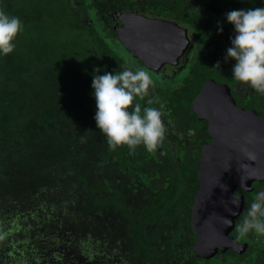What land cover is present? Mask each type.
I'll list each match as a JSON object with an SVG mask.
<instances>
[{
    "label": "trees",
    "instance_id": "obj_1",
    "mask_svg": "<svg viewBox=\"0 0 264 264\" xmlns=\"http://www.w3.org/2000/svg\"><path fill=\"white\" fill-rule=\"evenodd\" d=\"M202 1L0 0V9L24 24L14 51L0 57V264H252L256 255L264 260V249L255 245L243 255H194L189 204L198 182V149H162L164 162L158 150L143 145L133 154L126 146L114 151L93 119V69H102L99 75L135 70L119 52L118 15L133 10L196 25L194 9ZM196 77L179 88L156 86L136 102L142 108H189L199 87ZM152 160L156 166L149 174ZM110 163L128 173L131 184L152 192L133 200L135 187L111 185L102 176ZM166 167L171 186L163 181V192H155L150 182ZM261 190L264 183L256 193Z\"/></svg>",
    "mask_w": 264,
    "mask_h": 264
},
{
    "label": "water",
    "instance_id": "obj_2",
    "mask_svg": "<svg viewBox=\"0 0 264 264\" xmlns=\"http://www.w3.org/2000/svg\"><path fill=\"white\" fill-rule=\"evenodd\" d=\"M118 20L122 23L115 28L118 40L149 69L178 63L188 46L186 30L174 21L135 11H123ZM201 103L206 105L202 116L209 121L212 142L201 151L197 172L200 187L191 206L192 228L197 235L193 251L197 256L211 258L228 248L241 252L246 246L230 236L244 201V196L234 190L241 187L240 178L247 175L254 178L245 181L242 188L246 191L264 181V116L237 106L227 86L214 80L204 83L192 102L193 109L199 111ZM250 134L252 143L244 145V137ZM241 146L255 153L256 159L248 160L240 151ZM242 163L248 168L241 169ZM233 194L239 197L240 204L234 209L235 215H230ZM223 217L232 221L230 227L224 226Z\"/></svg>",
    "mask_w": 264,
    "mask_h": 264
},
{
    "label": "clouds",
    "instance_id": "obj_3",
    "mask_svg": "<svg viewBox=\"0 0 264 264\" xmlns=\"http://www.w3.org/2000/svg\"><path fill=\"white\" fill-rule=\"evenodd\" d=\"M225 21L234 29V35L229 37L231 46L224 56L225 63L229 60L235 62L232 67L233 80L264 95V7L229 11L225 13ZM23 30L24 24L18 16L0 9V57L14 51L15 40ZM217 30L223 32L219 22ZM219 66L220 62L217 61L216 68ZM101 71L100 68L93 69L91 84L96 104L93 117L96 129L104 135L107 145L114 151L126 146L133 154L138 146L143 145L146 151L155 152L166 138L163 105L142 108L136 102L148 97L150 89L154 88L151 75L141 68L133 70L131 67L97 74ZM147 104L151 105L153 101L148 99ZM81 142H84L83 136ZM250 143L252 134L244 137V145ZM240 151L248 160L256 159L255 153L246 147L241 146ZM240 168L245 170L248 165L242 163ZM250 178L254 177H241V187ZM230 203L234 207L229 213L235 215L234 209L240 204L239 197L233 194ZM223 219L225 227L232 225L231 220ZM236 232L237 239H247L250 233L257 238L264 237V190L258 191L251 199L246 214L236 226Z\"/></svg>",
    "mask_w": 264,
    "mask_h": 264
},
{
    "label": "flooded vegetation",
    "instance_id": "obj_4",
    "mask_svg": "<svg viewBox=\"0 0 264 264\" xmlns=\"http://www.w3.org/2000/svg\"><path fill=\"white\" fill-rule=\"evenodd\" d=\"M197 6H199V8L196 7L194 9L197 11V15H194L196 25L179 19L177 20L176 18L147 15L153 18H160L176 22L180 27L186 30L189 43L186 49L184 50L183 54L180 56L178 63L176 64L166 63L158 70L149 69L143 63L141 64L143 67L149 69L151 72L158 74L161 73V76L162 78H164V80L170 81L171 85H169L165 89H173L177 87L179 88V86H182L183 82L186 81L189 76L197 74L196 79H198L199 87L197 88V91L190 100L189 108L183 106H175L174 110H170L169 108H163L164 112L166 113L165 116L162 117L166 126V138L162 146H160L157 150L185 149L190 151L198 149L200 154V158L198 160L199 169L201 151L205 146L212 142V138L209 132V121L207 118L202 116L206 113L202 111L203 106L206 105L204 103H201L198 106L199 111H195L192 107V102L194 98L200 93L204 83L210 80H214L217 84L227 86L229 94L237 106L244 110H251L261 116H264V95L257 93L255 90L251 89L247 85L239 84L238 82L234 81L232 78V67L235 62L233 60H229L227 63L224 62L226 50L228 47L231 46L229 37L234 35L233 26L225 21V13L232 10L264 7V0H204L200 2V4H198ZM196 17L198 19H196ZM218 22L223 27V32H218ZM121 25L122 23L118 20L116 27ZM123 50H125L126 55L130 56V59L133 58L136 61L138 60L137 58L133 57L132 54L125 48H123ZM217 61L220 62L219 68H216ZM138 64L141 65L139 62ZM156 86L157 85H154V87ZM157 87L160 86L158 85ZM152 89L150 90L152 91ZM161 161L164 162L166 160L163 157ZM166 171L167 173L169 172L167 167L163 174H165ZM160 177L154 178L159 179ZM162 177H164V181H167V188H169L171 186L170 172L168 175H162ZM197 179L198 182L196 183V189L195 194L193 195V200L200 187L198 175ZM261 183H264V181L258 183L251 191H246L240 186H237L234 190L235 194H242L244 196V201L242 212L235 219V225L233 230L230 232V236H232L238 243H246V246L241 249V252H237L231 248H228L224 252L219 251L213 257H215L216 255L223 257L224 254L228 252H233L237 255H243L245 252L251 249L252 245L260 246L261 248H259V250L261 251L264 249V237L257 238L254 233H250L247 239H237V235L235 232L237 220L243 214L249 201L252 199L249 196L250 192L256 193V189ZM193 200L189 204L191 216L189 225L191 228V232L196 236L197 240V235L194 233L192 228L191 206L193 204ZM195 242L192 245V251ZM194 255L197 258L206 260L213 258H203L197 256L195 253ZM255 258L256 259L252 264H257V261L261 258V256L256 255ZM192 264L198 263L193 261ZM260 264H264L263 259H260Z\"/></svg>",
    "mask_w": 264,
    "mask_h": 264
},
{
    "label": "rangeland",
    "instance_id": "obj_5",
    "mask_svg": "<svg viewBox=\"0 0 264 264\" xmlns=\"http://www.w3.org/2000/svg\"><path fill=\"white\" fill-rule=\"evenodd\" d=\"M122 48H124V47H122ZM119 52H121L122 55L124 54L123 56L126 57V59H127L126 62L130 66H132L135 69L141 68V69L147 71L151 75L153 82H154V85H157V86L159 85L162 88H166L169 85H171L170 81L164 80V78H162L161 73L158 74V73L151 72L149 69L143 67L142 65H139L135 59H133V58L130 59L129 58L130 56L125 54V50L121 51V49L119 48ZM160 76H161V79H160ZM157 154H158V157L160 159H163V153L161 152V150H158ZM149 164L150 165H148V167H146V169L151 170V172L149 174H152L153 173L152 170H154L155 166H156V161L152 160ZM103 169H104V173L102 174V176L106 177L110 181L111 185H114L115 187H118L121 190H126V191H130L134 187L136 188V190L134 192L136 197H133V200H134V198L138 200L144 194H150L152 192V190L149 187L145 186L143 188H139L138 186L131 184L130 183L131 176L126 172H121V170H119L116 167L115 163H110L108 165L106 164V166H104ZM157 169H159V168H157ZM149 174H147V175H149ZM168 174H169V172L167 173V171H166L165 174H161V177L159 179L153 178L151 180L150 183H153L155 191H157L159 193L163 192L162 183L164 181V177H162V175L165 176ZM165 182H167V181H165Z\"/></svg>",
    "mask_w": 264,
    "mask_h": 264
}]
</instances>
